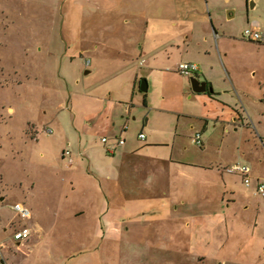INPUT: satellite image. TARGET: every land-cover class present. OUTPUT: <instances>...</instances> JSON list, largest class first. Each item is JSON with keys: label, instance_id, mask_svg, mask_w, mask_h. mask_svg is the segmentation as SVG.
I'll list each match as a JSON object with an SVG mask.
<instances>
[{"label": "rangeland", "instance_id": "obj_1", "mask_svg": "<svg viewBox=\"0 0 264 264\" xmlns=\"http://www.w3.org/2000/svg\"><path fill=\"white\" fill-rule=\"evenodd\" d=\"M252 22L264 29V0H0V259L264 264V196L256 193L264 183V42L242 36ZM181 61L200 69L182 75L176 71ZM191 77L206 80L211 90L194 91ZM142 79L146 91L139 88ZM108 98L115 104L110 120ZM235 104L244 117L233 124L229 118L236 110L229 109ZM124 126L125 147L143 144L137 136L142 131L160 142L153 148L159 156L208 168L181 166L193 175L172 186L167 197L145 194L123 202L136 205H74L81 197L71 183L77 175L72 177L73 164L63 152L82 156L84 147L85 169L88 160L98 171L112 169L116 160L106 147ZM196 132L200 146L192 141ZM233 163L250 166L249 185L224 169ZM53 169L65 174L53 176ZM15 201L30 216L21 219L5 206ZM65 209L83 210L92 238H49L39 248L37 240L13 238L30 218L53 233ZM220 214L224 221L211 229L208 241L205 233L191 235L195 219L204 224ZM107 218L124 223L112 239L103 235Z\"/></svg>", "mask_w": 264, "mask_h": 264}, {"label": "crops", "instance_id": "obj_2", "mask_svg": "<svg viewBox=\"0 0 264 264\" xmlns=\"http://www.w3.org/2000/svg\"><path fill=\"white\" fill-rule=\"evenodd\" d=\"M200 69V68H199ZM206 79V78H205ZM76 81L79 82V78L76 77ZM205 81L206 86L210 84L206 80H200ZM207 88V87H206ZM235 90V88H234ZM109 94H112L111 92ZM73 97V95H72ZM128 105V107H127ZM227 105V104H226ZM230 105V104H229ZM107 120L111 119V113L113 111V108L115 107V104L111 98L107 99ZM123 111L127 115H130L131 113V107L129 102L123 103ZM9 110L14 111V107L10 106L8 107ZM234 109L236 113H233L231 110ZM240 110H243L241 107L238 108V105L235 104L232 108L230 107L229 112H232L231 120H233V124H236L237 121L242 119L244 116L240 113ZM228 112V113H229ZM102 114V113H101ZM185 116H192L191 114L183 113ZM229 114H221V117H225ZM238 115V117H237ZM132 118H135V115H132ZM204 122V123H203ZM203 124L201 126V129L204 130L208 127L207 119L200 122ZM247 125V122L246 124ZM190 128H193L194 126L192 124L189 125ZM225 129H227L225 127ZM224 129V130H225ZM234 129H236L234 127ZM226 131V130H225ZM229 131V130H227ZM105 137V136H102ZM101 137V138H102ZM116 137V136H115ZM202 137V135H201ZM211 137V135L209 136ZM208 137V138H209ZM110 139H107V142H109ZM202 141V140H201ZM103 142V141H102ZM109 146H113L114 150L113 152H110L115 160L116 164L114 168L108 169L105 168L101 171H98L95 169V167L91 165V162L88 160V168L85 169V167L82 165L83 156L85 155V148L83 147L81 149L82 156H75L73 157V161L71 163L72 169L75 171L73 176H76V183L74 185L73 182H71V179L69 180L73 184L74 193L78 192L77 198H79V195H81L80 200L76 202L74 205H136V204H125L123 202L127 201V199L134 200L140 198H143V195H159L162 193L163 195H170L171 194V187L172 186H182L184 183L183 178L189 176L192 177V173L189 170H182L181 166H187L190 167L191 165L194 166V168H208L207 165L204 164H190L187 160H184L182 158H175L172 156V154L161 157L157 153L153 151V148L155 146H158L160 142H156L155 140H149L147 138V135H145V139L143 144H140L138 147H125V141L123 144H118L115 140L113 143V140L110 142ZM203 143V141H202ZM76 142H71L72 148L75 150L76 148ZM185 146H181L182 150H184ZM107 150V147H106ZM79 151V150H78ZM77 151V152H78ZM84 152V154H83ZM244 154V152H241ZM162 162L163 165L160 163ZM75 163V164H74ZM94 169V170H92ZM52 174L54 175H63L65 174L64 171H58V170H52ZM71 178V176H69ZM182 180V182L180 181ZM81 185V186H79ZM33 187V183L30 185V188ZM186 191V190H185ZM0 199H4L3 196L0 197ZM17 202V201H15ZM21 202V201H20ZM23 203V202H22ZM9 205H5L10 210H13ZM66 205H73V203H67ZM156 205V204H154ZM1 209H3L4 205ZM177 208V207H176ZM109 208L107 207V213ZM222 214V213H221ZM218 215L215 219H212L210 221H206L204 224L200 222V220L195 219L193 221V226L191 227V235H202V233H205L206 241L209 240V234L211 233V229L215 226L216 228L221 224V222L224 221V217L222 215ZM4 212L2 211L0 213V219H4ZM30 216V215H29ZM84 213L83 210H72V209H65L62 213V219H60L61 225L58 229H56L53 233H50L49 230H45L42 223H40L35 218L28 219V222L30 225H28L29 233L24 237L25 242H29L30 238L31 240H37L39 243V246L37 244L36 247H40L42 241L45 239H51L48 241H51L52 243H57L61 241H67L69 243H72L73 241L78 242L79 240L92 238L94 235L91 233L89 229V221L88 218L83 217ZM56 218L54 219V221ZM81 220V221H80ZM59 222V224H60ZM228 227H231V225L227 222H225ZM124 225L121 219H108L107 218V227L103 230L104 237L107 236V238H114L116 235H119L121 231V227ZM66 226V228H64ZM4 230H6V227H3ZM61 232L59 233V231ZM89 232L91 235H89ZM217 235H219V231H216ZM219 238V237H218ZM215 239V237H214ZM17 244H19V241H17ZM56 248V246H53V250ZM52 250V251H53ZM51 249L47 250V252L50 255H53ZM178 255H181L177 253ZM176 255V253L174 254ZM2 264L5 263L4 257ZM187 264H191L190 262H187Z\"/></svg>", "mask_w": 264, "mask_h": 264}, {"label": "built area", "instance_id": "obj_3", "mask_svg": "<svg viewBox=\"0 0 264 264\" xmlns=\"http://www.w3.org/2000/svg\"><path fill=\"white\" fill-rule=\"evenodd\" d=\"M242 36L245 39H247V40L256 41V42H264V29H261L257 22H252L251 25H249L248 27H246L243 30ZM81 60H82V62L84 64V66H89V64H90L89 58H84L82 56ZM198 69H199V66L195 62L181 61L176 66V71H178L182 75H193V73L198 71ZM127 107H128V105H127ZM125 128H126V126L123 127L122 132L116 137V142L118 144H123L124 141H125V134H124ZM225 130L227 131V129H225ZM51 131H52L51 128H47L46 129L47 133H50ZM137 136L141 140L145 139V134L142 131H140L137 134ZM101 140L103 142H106L107 138L106 137H102ZM192 141L196 145L200 146L202 144L201 133L200 132H196V134L192 138ZM263 144H264V140H263ZM113 150H114L113 146H108L107 147V151L108 152H113ZM63 155H65L67 157L68 162L71 164L72 161H73V157L70 155V151L66 149L63 152ZM224 169L226 171H229V172H237V173L241 174L243 176L244 183L246 185H249L251 168H250V166L248 164H245V163H233V164H231L229 166H226ZM256 193L264 196V183H258L257 184ZM10 207L19 214L21 219H25V218H27L30 215V209L24 203H22L20 201L11 203ZM28 233H29L28 227L27 226H23L22 228H19V229L15 230L13 232V238L14 239H22ZM1 261L2 260L0 259V264H1ZM218 264H223V262H220Z\"/></svg>", "mask_w": 264, "mask_h": 264}, {"label": "water", "instance_id": "obj_4", "mask_svg": "<svg viewBox=\"0 0 264 264\" xmlns=\"http://www.w3.org/2000/svg\"><path fill=\"white\" fill-rule=\"evenodd\" d=\"M250 7H253V3L252 1H250ZM91 72L90 69H86L85 70V73H89ZM190 82H191V86H192V89L194 91H201V90H204L206 89V87L211 90V85L208 84V86H206V82L205 81H200L198 80L196 77H191L190 78ZM140 90L142 91H146L147 90V82L145 79H142L141 82H140V86H139Z\"/></svg>", "mask_w": 264, "mask_h": 264}]
</instances>
